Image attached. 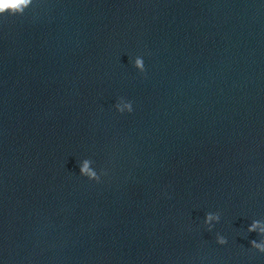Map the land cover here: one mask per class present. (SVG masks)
<instances>
[{
	"label": "clouds",
	"instance_id": "clouds-1",
	"mask_svg": "<svg viewBox=\"0 0 264 264\" xmlns=\"http://www.w3.org/2000/svg\"><path fill=\"white\" fill-rule=\"evenodd\" d=\"M33 0H0V15L9 14V15H23L25 10L32 5ZM135 66L139 72H145V65L142 57H138L135 60ZM115 108L118 112L131 113L133 111V105L131 101H125L123 98L119 100L115 105ZM89 160L85 159V164L80 168V175L87 177L90 181L100 182L101 175L98 174L94 169L88 167ZM106 174V173H105ZM220 222V214L219 213H207L205 215L204 223L207 225L208 231H212L214 225L211 221ZM247 232L252 233L256 232L260 237V242L257 240H251L250 245L252 248L256 249L260 253H264V227L260 226L259 220H254L247 228ZM216 243L218 245H226L228 240L226 237L217 233L216 235Z\"/></svg>",
	"mask_w": 264,
	"mask_h": 264
}]
</instances>
